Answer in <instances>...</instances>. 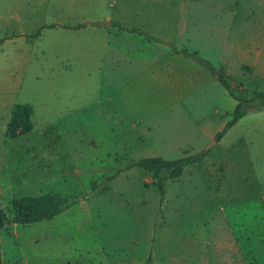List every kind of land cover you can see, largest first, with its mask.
I'll list each match as a JSON object with an SVG mask.
<instances>
[{
    "label": "rangeland",
    "instance_id": "rangeland-1",
    "mask_svg": "<svg viewBox=\"0 0 264 264\" xmlns=\"http://www.w3.org/2000/svg\"><path fill=\"white\" fill-rule=\"evenodd\" d=\"M29 1L33 4V0ZM174 1L118 0L119 6L108 7L106 13L111 19H118L123 15L121 9L132 3L143 11L137 16L145 21L149 14L160 21L164 18L168 31L179 20ZM60 2L70 5L76 1ZM167 3L172 4L170 10L163 6ZM9 6L11 10H19L21 0H0V35L33 32L39 22L36 25L17 20L3 22ZM86 9L85 13L92 15L90 7ZM196 10L182 24L187 33L193 34L194 42L205 48L203 56L206 51L216 50L213 45L218 37L234 42L242 40L245 25L242 17L250 15L244 4H239L237 17L230 21L213 16L208 3ZM11 17L16 19L18 15ZM70 17L83 19L78 12ZM24 46L33 47L34 39L0 41V85L21 80L23 99L33 97L42 101V95L50 96L51 88L37 87L33 79L35 62H30L24 75L5 71L13 69L15 56L8 52L6 55L4 49ZM93 59L83 66L91 70L89 78L78 71L80 67L70 77L74 91H89L92 104L85 114L80 117L76 114L74 127L66 130L69 162L59 167V175L32 187L28 185L34 194L54 193L66 207L50 220L8 226L5 229L8 259L19 257L23 264H145L148 258L151 264H264V109L248 111L221 143L208 150L206 143L198 152L187 151L205 155L200 163L185 166L179 177L166 179L161 198L151 173L129 165L143 157H182L185 151L170 149L167 145L170 140L157 136L178 131L177 123L182 120L160 125L152 139L142 128L131 124L134 120L125 115L120 119L113 96L108 99L106 90L98 93L95 76L100 67ZM45 75L48 74L40 76V83L46 81ZM57 76L61 79V75ZM235 88L236 96L244 99L251 96L239 85ZM234 99L225 94L219 99V108L230 109ZM255 102L247 103V108ZM215 105L214 100L204 104L201 112L187 120L197 135L202 128L221 129L229 118L217 114ZM50 119L47 114L38 121ZM69 119L68 122L73 121ZM213 137L214 133L208 142ZM110 176L113 178L107 180ZM9 206L10 202L4 208ZM193 256L201 259L190 262Z\"/></svg>",
    "mask_w": 264,
    "mask_h": 264
},
{
    "label": "crops",
    "instance_id": "crops-1",
    "mask_svg": "<svg viewBox=\"0 0 264 264\" xmlns=\"http://www.w3.org/2000/svg\"><path fill=\"white\" fill-rule=\"evenodd\" d=\"M75 1L67 5L60 0H33V4L29 0H21L19 10H11L9 6L7 15L3 17L4 23L17 20L19 23L36 25L39 22L35 30L44 25L54 27L42 29L36 38L27 36L35 30L29 34L22 31L13 33L9 37L0 35V41L4 43L13 39H34L33 47L4 49L6 55L15 56L12 60L13 69L5 71L24 75L30 62H35L33 79L37 87L49 85L51 88L50 96L42 95L43 100L38 101L33 97L23 99L21 80L0 85V207L13 198L41 193H31L28 185L32 187V184H41L59 175V167L69 162V149L64 139L68 133L66 130L74 127L75 115L79 114L80 117L85 114L92 104L89 91H74L70 77L74 69L80 67L78 71L84 72L89 78L91 70L83 66L85 62H93V57L100 67V72L95 76L98 93L106 90L108 99L113 96L115 112H119L120 119L125 115L134 120L131 124L142 128L152 139L154 137L151 135L157 133L160 125H171L174 119L182 120L177 123L178 131L172 130L157 136L170 140L167 144L170 149L185 151L183 155L189 154L187 151L201 150L206 143H211L220 130L202 128L197 135L187 120L213 100L217 103L214 111L226 116L236 105L237 101L218 80L219 75L235 90V86L239 85L248 94L264 93V0H175L179 20L173 30L168 31H165L164 18L161 22L160 18H151L149 14L145 21L137 16L143 11L132 3H127L125 9H121L122 17L111 19L106 13L107 8L113 5L118 7V0L111 3L107 0ZM206 3L218 20H234L238 15L239 4H244L250 15L242 17L245 25L241 41L221 40L218 37L213 45L216 50L206 51V56H203L202 49L205 48L194 42L193 34L187 33L182 23L196 14L197 7ZM157 5L160 6L159 3ZM171 5L167 3L163 6L170 10ZM86 6L90 7L88 11L92 15L85 13ZM76 12L80 13L82 20L71 19L70 15ZM100 13L105 15L99 16ZM13 14L18 17L13 19ZM111 21L119 22L126 30L110 26ZM79 24L83 26L73 28ZM132 28L139 29L143 34L127 30ZM145 35L152 39L148 40ZM173 48L198 52L215 71L208 70L191 57L175 52ZM45 73L48 74L45 75L47 79L40 83L39 78ZM57 74L61 75V79H58ZM40 93L41 89L38 95ZM225 94L235 100L230 109L219 108V99ZM16 104L31 106L32 128L9 138L5 136L6 125ZM47 114L51 118L49 122L38 121ZM69 118L73 121L68 122ZM228 131L214 144L221 143ZM212 133L214 137L208 142ZM190 259L192 262L193 259L201 258L193 256ZM216 261L220 262V259ZM0 264H23L19 257L8 259L5 229L0 230Z\"/></svg>",
    "mask_w": 264,
    "mask_h": 264
},
{
    "label": "trees",
    "instance_id": "trees-1",
    "mask_svg": "<svg viewBox=\"0 0 264 264\" xmlns=\"http://www.w3.org/2000/svg\"><path fill=\"white\" fill-rule=\"evenodd\" d=\"M99 24V23H96ZM110 26L126 30L119 22L111 21ZM83 24L74 26L73 28L82 27ZM54 25H44L39 27L33 33L27 35L30 38H36L44 28H51ZM132 32H139V29H127ZM150 40L151 37L145 35ZM175 52L184 56L191 57L203 67L210 71H215L214 67L198 52H189L186 49L178 50L173 48ZM218 80L222 86L236 99L235 107L228 113L229 118L226 120L222 128L215 134V139L220 140L224 134L234 126L248 111L264 109V93L254 92L249 99H244L235 95V89L219 75ZM256 101V102H255ZM249 102H255L250 108L246 106ZM31 113L32 108L29 104H16L11 112L10 120L6 125L5 136L12 138L17 135L24 134L31 130ZM205 152L185 154L176 159H165L160 156L143 157L129 166L137 165L151 173L155 185L160 192L161 198L164 196L163 182L166 179H174L179 177L185 166L200 163ZM113 176L107 178L112 179ZM107 189V188H104ZM66 206L62 205L59 198L50 191H44L37 195H25L10 200L9 208L0 207V230L6 229L10 225H30L36 222L50 220L60 214ZM151 259L148 258L145 264H150Z\"/></svg>",
    "mask_w": 264,
    "mask_h": 264
},
{
    "label": "water",
    "instance_id": "water-1",
    "mask_svg": "<svg viewBox=\"0 0 264 264\" xmlns=\"http://www.w3.org/2000/svg\"><path fill=\"white\" fill-rule=\"evenodd\" d=\"M214 143H216V139H215V138H213L212 141H211V143H209V144L205 147V150H208V148L211 147L212 144H214Z\"/></svg>",
    "mask_w": 264,
    "mask_h": 264
}]
</instances>
